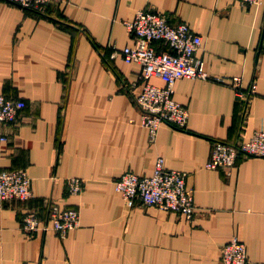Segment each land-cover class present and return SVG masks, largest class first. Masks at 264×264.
I'll return each mask as SVG.
<instances>
[{
	"label": "crops",
	"instance_id": "obj_1",
	"mask_svg": "<svg viewBox=\"0 0 264 264\" xmlns=\"http://www.w3.org/2000/svg\"><path fill=\"white\" fill-rule=\"evenodd\" d=\"M141 9L199 33L196 55L210 77L255 83L244 110L226 83L177 78L173 98L189 112L186 125L163 123L150 142L135 102L141 67L120 53L133 43L125 21ZM0 93L25 103L0 127L8 137L0 170H25L32 191L0 202V264H223L220 247L233 237L248 264H264V157L204 167L215 141L245 139L264 124V0H52L43 12L0 0ZM157 157L187 173L193 218L128 208L115 190L122 172L149 175ZM70 177L83 180L79 194L68 193ZM51 204L77 209L79 226L27 234L24 214L45 219Z\"/></svg>",
	"mask_w": 264,
	"mask_h": 264
},
{
	"label": "built area",
	"instance_id": "obj_2",
	"mask_svg": "<svg viewBox=\"0 0 264 264\" xmlns=\"http://www.w3.org/2000/svg\"><path fill=\"white\" fill-rule=\"evenodd\" d=\"M24 10L43 12L52 0H7ZM243 5H260L263 0H239ZM133 43L120 51L126 63H137L141 67V78L145 80L142 89L135 96L140 111V123L147 129L150 142H154L163 123L183 128L189 112L173 98L174 82L177 78L213 79L232 87L235 100L244 110L256 84L244 88L241 77H210L204 61L196 54L203 47L199 33L184 22L171 23L163 12L149 9L137 10L131 19L125 21ZM110 47V45H109ZM156 76L164 85L148 82ZM25 107L22 100L0 93V127L14 123L19 111ZM8 141L0 131V154ZM264 157V124L245 139L218 140L213 143L210 158L204 167L209 169L231 168L239 158ZM187 173L165 166L164 158L155 159L149 175H138L132 171L122 172L114 180V188L125 205H152L161 210L175 212L191 219L196 213L193 190L187 185ZM69 194L76 195L83 190V180L70 177L66 180ZM32 195L31 178L23 169L0 170V202L25 200ZM79 226V212L74 208H59L51 204L47 217L40 218L35 212L27 211L22 218V229L31 234L38 230H54L60 236ZM219 259L223 264H248L245 243L233 237L220 247Z\"/></svg>",
	"mask_w": 264,
	"mask_h": 264
}]
</instances>
